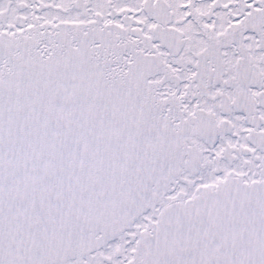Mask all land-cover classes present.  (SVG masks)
Returning a JSON list of instances; mask_svg holds the SVG:
<instances>
[{
    "label": "snow or ice",
    "instance_id": "obj_1",
    "mask_svg": "<svg viewBox=\"0 0 264 264\" xmlns=\"http://www.w3.org/2000/svg\"><path fill=\"white\" fill-rule=\"evenodd\" d=\"M0 264H264V0H0Z\"/></svg>",
    "mask_w": 264,
    "mask_h": 264
}]
</instances>
